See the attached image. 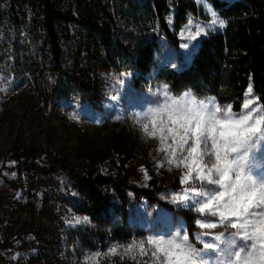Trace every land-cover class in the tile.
<instances>
[{
  "label": "rangeland",
  "instance_id": "374dc122",
  "mask_svg": "<svg viewBox=\"0 0 264 264\" xmlns=\"http://www.w3.org/2000/svg\"><path fill=\"white\" fill-rule=\"evenodd\" d=\"M193 1L199 7L198 15L188 14L175 31L176 0H168L166 18L180 43L174 50L161 39L157 51L160 64L180 69L191 60L203 37L221 29V19L209 2ZM213 19L217 24L211 23ZM184 44L189 47L184 48ZM91 81L87 99L69 96L51 105L41 81L20 83L0 63V264H168L161 250L166 243L161 240H179L187 235L188 243L202 250L205 242L235 232L220 219L223 202L214 203L203 213L198 211L208 197L197 192L212 189L215 195L224 191L221 185H208L199 179L208 176L207 168L200 167L206 157H197L193 164L188 153L193 139L189 136L188 144L181 145L183 130L178 129L175 137L169 133L175 126L167 112L150 111L160 109L168 98L182 100L192 95L185 92L175 98L164 85L152 84L149 76L139 80L130 70L95 71ZM212 100L195 99L197 107ZM246 100L249 107L243 103L238 115L215 100L220 108L218 118L228 114L238 120L249 115L248 123L253 124L264 116V109L249 91ZM145 113L149 115L145 117ZM260 127L264 130V122ZM200 151H204L203 145ZM250 157L252 164L246 172L259 180L264 177V140L257 143ZM172 160L175 163H169ZM257 164L261 167L253 166ZM89 173L113 174L129 185L127 223L132 229L143 230L144 238L110 246L105 253L75 254L69 228L87 221L83 222L86 217L74 213L65 202L79 196L71 177ZM212 176L218 179L214 171ZM178 210H184L191 222ZM76 220L82 223L76 224ZM208 223L216 227H202ZM206 259L215 264L216 254L208 252Z\"/></svg>",
  "mask_w": 264,
  "mask_h": 264
},
{
  "label": "trees",
  "instance_id": "16d2710c",
  "mask_svg": "<svg viewBox=\"0 0 264 264\" xmlns=\"http://www.w3.org/2000/svg\"><path fill=\"white\" fill-rule=\"evenodd\" d=\"M207 1L224 27L203 37L191 60L173 69L157 59L161 39L174 50L180 43L166 18L168 0H0V63L20 83L41 81L51 105L69 96L87 99L95 71L130 70L175 98L185 92L197 101L214 98L235 115L251 85L264 109V0ZM198 13L193 0H176L174 30ZM71 180L79 196L65 203L87 218L69 228L76 255L144 238L127 223L124 180L108 173Z\"/></svg>",
  "mask_w": 264,
  "mask_h": 264
},
{
  "label": "snow or ice",
  "instance_id": "6c2138e0",
  "mask_svg": "<svg viewBox=\"0 0 264 264\" xmlns=\"http://www.w3.org/2000/svg\"><path fill=\"white\" fill-rule=\"evenodd\" d=\"M215 15L213 12L214 17ZM211 23L215 25L217 20L213 19ZM219 27H224L222 20L219 21ZM197 35H200L199 30ZM183 47L187 49L189 46L184 44ZM251 90L249 85L248 91ZM249 104L250 101L246 100L244 107L247 109ZM228 107L231 108L230 105ZM150 111L167 112L169 121L175 126L169 129V133L175 137L178 129L183 130L179 140L181 145L188 144L189 136L193 139V144L188 148L193 164L197 163V157H206L200 167L207 168L208 176L201 175L199 179L206 180L208 185H221L224 188V191H217L215 195L211 194L212 189L197 192L198 196L208 197L198 211L203 213L206 209H211L214 203L223 202L220 204L222 210L218 213L220 219L227 221L226 228L230 225L232 229H236L226 237L216 236L215 242H205L202 250L193 248L188 243L187 235L179 240H161L160 243H166V248L161 250L168 257V264H209L206 259L208 252L216 254L215 264H264V177L257 180L250 172H246V168L252 164L250 153L259 141L264 140V130L260 127L264 116L256 119L253 124L248 123L249 115L233 120L226 114L224 119H220V108L215 106L214 98L208 104L197 107L195 98L190 96L182 100L168 98L160 109ZM148 115L149 113L144 114L145 117ZM147 127L145 124V131ZM164 139L162 136L161 141ZM202 145L203 152L200 151ZM172 155L175 156V150ZM169 163H175V160ZM253 166L261 167L259 164ZM213 171L218 174V179L213 178ZM86 221L87 218L83 222ZM75 223L80 224L82 221L76 220ZM202 227L215 228L216 225L208 223Z\"/></svg>",
  "mask_w": 264,
  "mask_h": 264
}]
</instances>
